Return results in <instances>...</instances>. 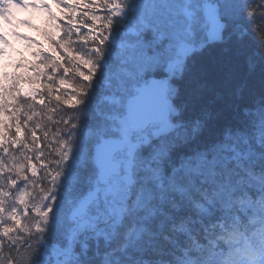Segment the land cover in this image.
<instances>
[{"label":"snow or ice","instance_id":"1","mask_svg":"<svg viewBox=\"0 0 264 264\" xmlns=\"http://www.w3.org/2000/svg\"><path fill=\"white\" fill-rule=\"evenodd\" d=\"M52 3L0 0L63 33L0 73V264H264V0Z\"/></svg>","mask_w":264,"mask_h":264},{"label":"trees","instance_id":"2","mask_svg":"<svg viewBox=\"0 0 264 264\" xmlns=\"http://www.w3.org/2000/svg\"><path fill=\"white\" fill-rule=\"evenodd\" d=\"M44 2L48 4L54 15L60 19L63 18L61 9L52 3V0H44ZM19 21H29L33 23L36 26L35 31L32 33L29 26L19 24V27L15 29V33L22 38H17L12 34H10L11 37L6 35V38L10 40L11 48L6 49L5 56L0 58V73L7 72L11 75L15 71L20 75L30 76L33 75L31 71L26 72L24 68L15 69L14 65L20 62H23L25 67L37 64L38 60L33 55L34 53L45 52V54H50L48 35H54L55 38L58 39L59 35H62L63 33H58L56 29L52 28L50 23L49 25L46 24L43 19L31 18V14L28 11H22L21 15H19ZM29 41L33 43L29 44ZM22 87L27 90L29 86L24 84ZM63 88L64 90L70 91L67 85H64ZM65 107L67 108V106Z\"/></svg>","mask_w":264,"mask_h":264},{"label":"rangeland","instance_id":"3","mask_svg":"<svg viewBox=\"0 0 264 264\" xmlns=\"http://www.w3.org/2000/svg\"><path fill=\"white\" fill-rule=\"evenodd\" d=\"M39 11H40V10H32V9H31V12H32L33 14H37Z\"/></svg>","mask_w":264,"mask_h":264}]
</instances>
